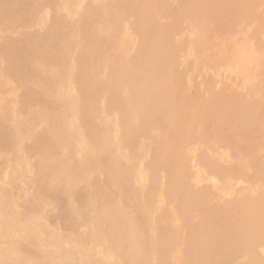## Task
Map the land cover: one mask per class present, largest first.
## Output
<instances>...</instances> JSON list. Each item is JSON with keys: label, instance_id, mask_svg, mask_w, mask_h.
<instances>
[{"label": "rangeland", "instance_id": "1", "mask_svg": "<svg viewBox=\"0 0 264 264\" xmlns=\"http://www.w3.org/2000/svg\"><path fill=\"white\" fill-rule=\"evenodd\" d=\"M104 1L117 22L107 25L98 20L96 29L101 41L111 40L113 58L130 64L148 44V32L153 34L152 41L158 29L167 41H164L165 45L169 44L166 49H172L175 54L170 70L174 80L166 77L163 83L170 88L180 106L176 110L173 107L174 114L170 116L166 111L170 106L155 105L151 109L155 110L153 113L142 115L151 123L146 129H139L136 127L139 117L131 115V121L122 107H108L112 67L105 45L95 44L87 53L90 65L96 71L93 83L97 116L107 130L109 150L127 174L128 197L131 195L134 199L128 203L117 191L113 198L119 207L140 217L141 225L146 227L141 237L143 242L139 240L142 249L139 248L134 258L120 257L117 248L106 241L107 229L98 221L100 212L86 206L80 197L90 178L99 182L106 180L105 175L94 167L91 166L88 176L77 172L73 182L64 181L60 185L54 182L52 186L63 193L52 197L41 192L37 165L40 157L33 148L40 133L59 141L57 153L69 155L72 162H86L84 149L87 144L93 145L96 139L88 132L86 134L91 137L85 135V123L74 102L80 96L77 82V58L82 46L80 30L86 23V12L101 2L33 0L28 22L0 30V125L8 137V143L0 145V264H161L164 256L166 264H200L202 259L213 264V257L226 260L229 256L225 255L237 249L236 255H232L233 260L227 264H264V0H244L248 6L245 13L237 10L232 16L233 9L229 14L224 11L221 25L200 22L198 26L182 12L185 0H164L165 4L155 5L150 10L152 23L149 21L145 26L148 32L138 28L134 14L119 11L122 0ZM241 1L222 0L236 4ZM55 17L62 21L73 43L60 84L65 105L59 107L67 110V106H71L67 116L77 130L73 140L67 137L65 130L50 131L47 124L39 120L43 112L39 103L22 107L21 87L5 72L2 56L6 42L23 39L32 33H45ZM57 67L54 64L53 68ZM137 76L135 73L131 78L133 83L127 80L120 85L117 94L120 102L135 95L137 83L143 81ZM33 86L40 88V84ZM28 114L31 117L27 119ZM175 124L179 126L178 130L172 128ZM130 130L134 132L137 147L127 142L132 134ZM171 137L176 139V156L183 173L179 186L173 185L175 180L164 167L154 171L151 164L156 150L164 149ZM48 168L53 170L55 165L50 164ZM180 186L186 188L187 195L177 194ZM191 194L193 197L189 196ZM145 205L151 212L147 215L143 214L147 210ZM110 213L108 221L116 224L114 214ZM163 226L169 241L167 251L155 247L153 241ZM197 247H201L200 250ZM135 248L134 242L128 249ZM218 248L219 257L216 254L208 259L206 253L199 255L200 251Z\"/></svg>", "mask_w": 264, "mask_h": 264}, {"label": "bare ground", "instance_id": "2", "mask_svg": "<svg viewBox=\"0 0 264 264\" xmlns=\"http://www.w3.org/2000/svg\"><path fill=\"white\" fill-rule=\"evenodd\" d=\"M48 1L50 3L52 2V0H48ZM99 1L101 2V4L98 7H96L95 9H90L86 12V14H85L86 23L80 30L81 31V38H82L80 42H81L82 46H81V51L79 53V56L77 58V65H78V69H79V73L77 75V82L79 85L80 96L78 97V100L74 102L76 110L81 111L80 115H82V117H81L82 121L85 123V125H84L85 135H87L86 132H88V134H92L93 137L96 138L95 142L93 145L87 144L85 149H84V158L86 159V162H83V161L82 162H72L69 155L68 156L59 155L57 153L58 148L60 146V144H58L59 141L57 142L53 138L49 137L46 133H42V134L40 133L36 137V139L34 141L33 148L37 153H39V157H40L39 158L40 159L39 164H37L38 168L40 169L39 181H41V183H42L40 186V189H41V192H43L47 195H50V196L58 195L60 190H58L56 187H54L55 185L52 186L53 183L55 182L56 184L60 185L64 181L73 182L75 180L77 172H79V174H81V176H88L89 172L92 171L91 168L94 167V170H98V171H100V173L102 172L105 175L106 180L104 182H99L95 178H90L87 181L86 189H84L82 191V193L80 194V197L85 201L86 206L91 207L92 209H94L97 212H100V213H98V221H99L100 226L107 229L106 230V234H107L106 235V241L110 242L111 244H113V247L115 246L117 248V251L119 252L120 257H125V258L131 259L137 255L139 248H141L140 244H139V240L142 239L141 237H142V234H144V231H146V227L141 225L142 220L140 221V217L132 215L127 210V208L119 207L117 205V202H115L116 198H115V200L113 198V193L117 191L124 196V198L128 201V203H132L133 199H134V198H130L131 195H130V197H128V192H129L128 185L129 184L127 185V183H128L127 174H126L124 168H122V166H120L117 163L116 158L113 156L112 152L109 150V148H108L109 146L107 143V130H106L104 124L102 123V121L100 119H98L99 117L97 116V110H96L97 100H96V94H95L96 89H95V86L93 83L94 82L93 77L96 75V71L90 65V60H89V56L87 53L92 46H95V44H104L105 45L106 51L109 52L110 58L109 57L108 58H109V63L112 67V73L110 75L111 77H110L109 86H108L109 87L108 107L112 108V109H115L116 107L119 108V106L122 107L123 108L122 110H124L123 113L125 112L129 116L128 119L131 118V115H135V116L139 117L140 121L136 122L137 123L136 127L139 129H146V127L149 125V123H151L150 119L145 120V118L144 119L142 118V115H144V113L149 114V112L151 111L152 108H154L155 105L160 106V107H164V108H167L170 106L166 110L170 116H172L174 114L173 107L176 110V107L180 106L179 102H177L173 98L174 94L170 93V88L166 87V85L163 83V81H164L163 79H165L166 77H168V79L170 78L171 80H174V76H173V74L170 73V70H171V64L173 62V58H174L175 54H174L172 49H166V47L169 46V44L165 45L164 41H166V39H165V37H163L162 35L159 34V32H158L159 29L157 30V34L154 37L155 39H152V41H150V38L153 34L151 35L145 29V26H146V24L149 23V21H150V23H152L150 18H149L150 10L153 9V7L155 5L161 6L162 3L165 4V2H163L164 0H122L120 2V4L118 5L119 11H121L125 14L131 13L137 17L138 28H140V30H142L143 32H145V31L148 32V38H147L148 44L143 48V50L140 53H138L139 55L137 54L138 56L136 55L137 57L134 58L130 62V64H128V65L123 64L122 61L119 59L113 58L111 56L112 42H111V40H109V41H105V40L103 41L102 40L101 41L98 38L99 34L97 32V29H96V22L98 20H102L105 24L111 25V24L116 23L117 19H115L113 14L107 10L108 7L106 6L105 1L104 2H102L103 0H99ZM185 1H186L185 2L186 5L184 8H182V12H183V14L192 18L195 26H198L200 24V22H202V23L207 22L209 24L217 22L219 25H221L222 20H223L222 17L225 16L224 11L226 12V14H229L231 12V10L233 9V11L230 13V15L234 16L237 10L245 13L248 9V6H247V4H245L244 0L241 1L240 4L222 2V0H185ZM32 3H33V0H0V30L8 28V27L13 28L18 23L28 22L27 18L29 16L30 11L32 10ZM166 36H168V35H166ZM168 37H170V36H168ZM149 41L151 42V44ZM72 47H73V43L70 42V38H69L67 29L65 28L62 21L59 18L55 17L50 28L45 33H41V34L32 33V34L26 35L25 38L20 39V40L19 39L9 40L8 42H6V45L4 46L3 51H2V56H3L4 62H5V72L7 74L11 75L19 83V85L21 87V94L22 95L20 97V101L22 103V107H26L27 104H29V103H34V104L39 103L41 106H43V112H42L41 118L39 120L43 123H46L48 126V129L50 131L51 130L57 131V128L65 130L67 137L71 138V140H73V135L75 134V132H77V130H75V128L70 123L69 117L67 116V111L69 112L68 107H71V106L68 105L67 110H61V109H59V107H61L62 105H65V102L62 101V95L63 94H62V91L60 89V84L63 82V73H64L66 66L68 65V61H69V57L71 54ZM178 49H179V47H178ZM54 64L58 65V67L56 69L53 68ZM134 72L138 73L137 77L143 78V81L142 82L140 81L141 83H139L137 81L138 82L137 85L135 84L137 91L136 92L132 91V93L135 92L134 93L135 95L134 96L132 95L133 97H130V99L126 100L125 102H120L118 97H117L119 87L122 84V82L127 81V80H131V78L135 74ZM150 80H151V83H150ZM133 81H134V79H133ZM166 81H165V83H166ZM131 83H133L132 80H131ZM34 84H40V88L35 89L33 86ZM164 88L166 89L165 91H164ZM162 91H164V92L162 93ZM174 92H175V90H174ZM120 111H121V109H120ZM153 111H155V110H153ZM153 111H151V113H153ZM123 113H122V116H123ZM30 115L28 114L26 116V118L29 117ZM32 115L34 116V113ZM150 116H152V114H150ZM164 116H165V114H164ZM26 118H24V120ZM168 119H170V118H168ZM129 120H131V119H129ZM131 121H130V123H131ZM133 121H134V119H133ZM127 122H128V120H127ZM124 123H126V122H124ZM123 124H122V126H123ZM172 128L174 130H178L179 126L177 124H175L172 126ZM131 129H133V128H131ZM16 130H17V128H16ZM5 132L2 128V126L0 125V145H5L6 143H8L7 142L8 137H7V134ZM81 132H83V130ZM130 132H131V130H130ZM133 133L130 135L128 134L129 137H128L127 142L130 143L132 147H137V146H135V140L133 138ZM135 133H138V132H135ZM123 135L125 136V134H123ZM186 135L187 134H185V136ZM87 136H89V135H87ZM89 137H91V136H89ZM162 137H165V136H162ZM55 139H57V138H55ZM87 143H89V142H87ZM166 144H167V146L164 147V149L161 147L160 149H162V150H159V149L156 150L155 156L152 159L153 162L151 163L152 168L155 171L160 167H164L168 171L170 178L172 180H175V183L173 185L178 184V186H179L180 179H181V176L183 173H182L181 163L179 162V160L176 156V145H177L176 139L171 137V139L167 140ZM67 147H69V146H67ZM73 147L74 146L71 144L70 148L73 149ZM29 150H31V149H29ZM30 153H32V152H30ZM87 162H89V163H87ZM216 162H217V160H216ZM50 164L55 165V168L53 170L48 168V165H50ZM167 177H168V175H167ZM75 183H76V181H75ZM129 189L131 190L132 188H129ZM185 190H186L185 187L180 186L179 189L177 188V194L178 193L181 195L186 194ZM145 192H147V191H145ZM60 193H63V192H60ZM146 195H148V194H146ZM189 196L193 197L192 194ZM135 197H137V196H135ZM146 198H147V196H146ZM135 200H136V198H135ZM142 200H143V198H142ZM145 201H146V199H145ZM193 201H194V199H193ZM193 201L191 200V203H193ZM145 206L143 208H145ZM146 209H147L146 211L145 210L143 211V214H145V215L149 214V212H150V209L148 208V206H146ZM110 212H112L114 214L113 216H114V219L116 220V222H115L116 224H113L112 222L108 221L109 216L111 214ZM245 213H246V211H245ZM93 214H95V213H93ZM144 217L147 218V216H144ZM96 219H97V217H96ZM239 221H241V220L239 219ZM245 224H247V223H245ZM163 225H164V223H163ZM166 226H168V225L166 224ZM188 226H189V224L187 225V227ZM247 226H248V224H247ZM148 227H149V225H148ZM190 227H191V225H190ZM192 228H193V226H192ZM240 228H239V230H241ZM201 229H199V230H201ZM185 230H186V228H185ZM35 231H36V229L33 232H35ZM195 231H197V230H195ZM201 231L203 232V230H201ZM224 231L226 232V230H224ZM247 231H248V229H247ZM199 233L200 232H198V234ZM216 234H217V232H216ZM232 234H234V232ZM247 234L248 233H246V235ZM224 235H226V234H224ZM209 236L211 237V235H209ZM188 237H190V236H188ZM235 237H237V236H235ZM167 238H168L167 237V230H166L165 226H163V227H161V232L159 233V236H156V240H153L155 245H156L155 247H158V249H160V250L167 251V248L169 245V243H168L169 241L167 240ZM239 238H240V236H239ZM143 239H142V241H140V243L143 242ZM170 240H172V239H170ZM244 240H246V239H244ZM104 241H105V239H104ZM197 241H198V239H197ZM225 241H226V239H225ZM251 241H253V240L251 239ZM134 242L137 244V248L128 249L129 247L132 246V244ZM239 242H240V240H239ZM243 242H242V245H243ZM201 243H202V241H201ZM205 243H206V241H205ZM250 243H248V244L250 245ZM150 244H149V246H150ZM244 244H245V242H244ZM241 246H238V247H241ZM185 248H187V247H185ZM190 248H192V247H190ZM200 248L201 247H199L198 249L200 250ZM219 248L217 250L212 249L209 251H203V252L200 251L199 255L203 256L206 253L207 256H205V257L208 259L212 258V256H216V254L219 257ZM227 248H226V250H228ZM236 249H237V247H236ZM242 249H244V248L242 247ZM242 249H241V251H243ZM186 251H188V250H186ZM156 252L158 254V251H156ZM236 252H238V249L233 250L232 252L227 253V254L225 253L226 254L225 256H229L228 258H226V260H220L218 258L213 257L212 263L213 264H225V263L227 264V263H229L230 260H233L234 257L232 255H236ZM242 254H243V252H242ZM147 255H148V252H147ZM104 256H105V254H104ZM189 256H192V254ZM240 256H241V254H240ZM148 257H150V256H148ZM224 259H225V257H224ZM149 260L150 259H148V261ZM165 262H166V260H165V256H164V258L161 260L160 263L166 264ZM129 263H131V262H129ZM210 263H208V262L206 263V260H203V259L200 260V264H210ZM249 263H250V260H249ZM144 264H146V262Z\"/></svg>", "mask_w": 264, "mask_h": 264}]
</instances>
